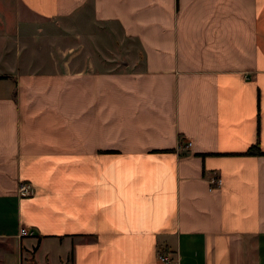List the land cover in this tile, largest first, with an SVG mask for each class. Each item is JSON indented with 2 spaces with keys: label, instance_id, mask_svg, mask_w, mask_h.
<instances>
[{
  "label": "crops",
  "instance_id": "0c3cea01",
  "mask_svg": "<svg viewBox=\"0 0 264 264\" xmlns=\"http://www.w3.org/2000/svg\"><path fill=\"white\" fill-rule=\"evenodd\" d=\"M54 20L119 56L38 69ZM253 144L264 0H0V264H264Z\"/></svg>",
  "mask_w": 264,
  "mask_h": 264
},
{
  "label": "rangeland",
  "instance_id": "374dc122",
  "mask_svg": "<svg viewBox=\"0 0 264 264\" xmlns=\"http://www.w3.org/2000/svg\"><path fill=\"white\" fill-rule=\"evenodd\" d=\"M85 34L86 36L82 38L74 25L63 28L59 21L54 20L46 31L38 33L36 37V67L44 69L49 59L57 57L62 60L66 56L75 55L81 49H83L81 56H87L94 50L101 57L117 55L118 48H111L108 42L100 40V31L96 30V36H93V32Z\"/></svg>",
  "mask_w": 264,
  "mask_h": 264
},
{
  "label": "built area",
  "instance_id": "2783aa9c",
  "mask_svg": "<svg viewBox=\"0 0 264 264\" xmlns=\"http://www.w3.org/2000/svg\"><path fill=\"white\" fill-rule=\"evenodd\" d=\"M188 145L191 144V141L187 142ZM210 184L212 186L219 185L221 182V177L217 173L213 174L209 178ZM33 190L32 184L28 181H22L18 187V191L21 195H30ZM29 234L28 230L25 227L21 228V235H27ZM160 259L166 263H170L174 261L173 257H170L169 255H160Z\"/></svg>",
  "mask_w": 264,
  "mask_h": 264
},
{
  "label": "trees",
  "instance_id": "16d2710c",
  "mask_svg": "<svg viewBox=\"0 0 264 264\" xmlns=\"http://www.w3.org/2000/svg\"><path fill=\"white\" fill-rule=\"evenodd\" d=\"M244 153H247V154H262V153H264V151L261 150V148H260V146L258 144H253Z\"/></svg>",
  "mask_w": 264,
  "mask_h": 264
}]
</instances>
